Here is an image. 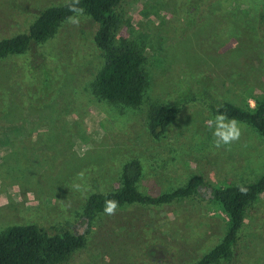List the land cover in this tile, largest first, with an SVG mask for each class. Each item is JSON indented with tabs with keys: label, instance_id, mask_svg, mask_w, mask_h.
<instances>
[{
	"label": "rangeland",
	"instance_id": "374dc122",
	"mask_svg": "<svg viewBox=\"0 0 264 264\" xmlns=\"http://www.w3.org/2000/svg\"><path fill=\"white\" fill-rule=\"evenodd\" d=\"M66 1L0 0V39L26 32L38 11ZM263 2L120 0L113 42H132L144 59L147 85L137 107L92 93L104 59L87 15L78 26L61 22L36 45L51 73L47 101L25 72L26 55L0 60V233L35 225L84 234V246L55 264L198 261L220 240L226 219L204 189L194 199L124 205L92 220L82 210L90 194L118 187L121 167L132 159L141 166L135 188L149 196L181 187L193 174L213 186L262 174L257 132L241 123L239 141L217 149L206 121L222 102L251 106L264 93ZM151 105L178 108L157 139L146 126ZM217 264H264V192L246 207L230 258Z\"/></svg>",
	"mask_w": 264,
	"mask_h": 264
},
{
	"label": "trees",
	"instance_id": "16d2710c",
	"mask_svg": "<svg viewBox=\"0 0 264 264\" xmlns=\"http://www.w3.org/2000/svg\"><path fill=\"white\" fill-rule=\"evenodd\" d=\"M65 3L38 11L26 32L0 39V60L7 57L26 55L25 72L39 84V91L47 101L50 93L51 73L46 68L45 57L36 45L50 38L59 24L72 13ZM120 0H80L86 15L95 23L92 40L103 56L104 62L91 83L92 93L99 99L114 104L137 107L146 88L144 59L132 42H113L114 33L121 24ZM258 22L264 30V2L258 15ZM8 74V95L11 94ZM0 86H2L0 84ZM1 88V87H0ZM253 105L245 100L242 106L222 102L213 111L226 112L250 126L264 139V93L253 97ZM8 109V115L12 112ZM176 105H151L147 117L149 135L157 139L174 118ZM141 166L136 159L129 160L121 167L118 187L112 192L92 193L82 210L85 220H92L102 212L106 200L119 201L124 205L160 206L174 200L194 199L202 189L207 191L206 201L218 207L225 216L223 234L198 261L193 264H217L230 258L236 241V233L243 222L246 207L264 192L263 172L253 182L246 184H225L213 186L202 175H190L183 186L158 195H141L135 188ZM248 189L241 194L238 186ZM84 234H74L66 229L40 228L35 225L9 226L0 233V264H55L62 262L73 251L84 246Z\"/></svg>",
	"mask_w": 264,
	"mask_h": 264
},
{
	"label": "clouds",
	"instance_id": "9594fccd",
	"mask_svg": "<svg viewBox=\"0 0 264 264\" xmlns=\"http://www.w3.org/2000/svg\"><path fill=\"white\" fill-rule=\"evenodd\" d=\"M72 15L66 18L68 23L79 25L82 18H86L85 9L80 5V0H69L66 4ZM212 129L214 142L213 146L217 149H230L231 145L239 141L242 134L241 122L235 117L229 118L226 112H218L213 120L206 121ZM77 191H81V185H74ZM241 194H247L248 189L242 185L238 186ZM120 207L119 201L114 199L106 200L104 203L103 214L107 216L115 215Z\"/></svg>",
	"mask_w": 264,
	"mask_h": 264
}]
</instances>
